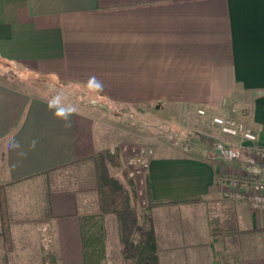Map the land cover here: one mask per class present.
I'll list each match as a JSON object with an SVG mask.
<instances>
[{"label": "crops", "instance_id": "0c3cea01", "mask_svg": "<svg viewBox=\"0 0 264 264\" xmlns=\"http://www.w3.org/2000/svg\"><path fill=\"white\" fill-rule=\"evenodd\" d=\"M0 68V187L12 239L7 252L0 223V264H130L116 219L99 214L95 117L40 95L36 83L107 105L201 109L243 123L264 145V0H0ZM49 103L75 109L71 128ZM224 142L206 158L175 145L154 152L149 200L200 199L142 219L156 264H264V213L222 200L217 183L264 178V163Z\"/></svg>", "mask_w": 264, "mask_h": 264}, {"label": "rangeland", "instance_id": "374dc122", "mask_svg": "<svg viewBox=\"0 0 264 264\" xmlns=\"http://www.w3.org/2000/svg\"><path fill=\"white\" fill-rule=\"evenodd\" d=\"M1 70L3 69L0 68V72ZM35 87L40 95L68 101L84 108L95 117L102 138L101 148L97 152L110 154V162L105 163L107 174L126 191L130 207L138 213L139 223L154 208L182 205H152L146 185L140 187V179L131 176L132 168L127 163L142 148L150 147L155 152L175 145L184 147V152L187 151L193 156L205 158L210 152H216L220 146L226 148V137L210 124L211 118L200 116L189 107L114 106L101 103L97 98L86 96L83 91L73 87L64 90L52 83H36ZM94 172L96 177L95 163ZM221 199L224 200L222 197Z\"/></svg>", "mask_w": 264, "mask_h": 264}, {"label": "trees", "instance_id": "16d2710c", "mask_svg": "<svg viewBox=\"0 0 264 264\" xmlns=\"http://www.w3.org/2000/svg\"><path fill=\"white\" fill-rule=\"evenodd\" d=\"M108 152H96L93 161L96 166L99 214L113 216L118 225L119 245L122 258L131 264H156V239L150 229L139 223L138 213L128 203L127 193L116 180L107 174L106 162H110ZM147 189V188H146ZM148 195V190H147ZM149 199V198H148ZM200 199H179L165 202H151L154 206H173L197 202ZM9 214L4 187H0V223L6 251L12 249V239L9 230Z\"/></svg>", "mask_w": 264, "mask_h": 264}, {"label": "built area", "instance_id": "2783aa9c", "mask_svg": "<svg viewBox=\"0 0 264 264\" xmlns=\"http://www.w3.org/2000/svg\"><path fill=\"white\" fill-rule=\"evenodd\" d=\"M197 113L200 116L205 115V111L201 109ZM210 124L221 135L236 140L240 153L254 161L264 163V145L259 143L258 137L243 123L228 117L213 116L210 119ZM153 156L152 148H142L127 163L132 168L131 176L140 179V187L146 185L145 180ZM217 183L221 188V197L225 201L244 202L252 211L264 213V178L248 176L240 179L236 176H224L218 178Z\"/></svg>", "mask_w": 264, "mask_h": 264}, {"label": "clouds", "instance_id": "9594fccd", "mask_svg": "<svg viewBox=\"0 0 264 264\" xmlns=\"http://www.w3.org/2000/svg\"><path fill=\"white\" fill-rule=\"evenodd\" d=\"M49 108L54 109V116L63 121L64 125L66 128H71L72 127V122H71V116L74 114L75 109L71 106L68 107H56L55 105L49 103ZM37 141L33 140L31 143V147L35 148ZM8 147L10 150H19L20 149V143L18 141L12 140L9 142ZM18 155L24 156L26 155L24 152H18Z\"/></svg>", "mask_w": 264, "mask_h": 264}]
</instances>
